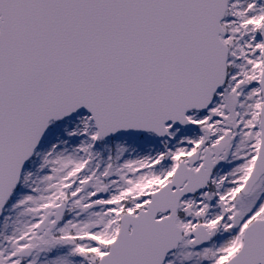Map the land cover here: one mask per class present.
<instances>
[{
    "label": "snow or ice",
    "instance_id": "6c2138e0",
    "mask_svg": "<svg viewBox=\"0 0 264 264\" xmlns=\"http://www.w3.org/2000/svg\"><path fill=\"white\" fill-rule=\"evenodd\" d=\"M0 264H264V0H0Z\"/></svg>",
    "mask_w": 264,
    "mask_h": 264
}]
</instances>
